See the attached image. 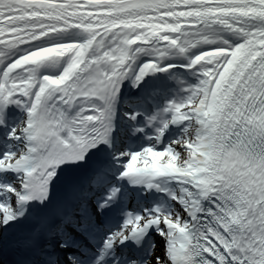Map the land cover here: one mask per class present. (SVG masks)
Masks as SVG:
<instances>
[{"label": "snow or ice", "instance_id": "obj_1", "mask_svg": "<svg viewBox=\"0 0 264 264\" xmlns=\"http://www.w3.org/2000/svg\"><path fill=\"white\" fill-rule=\"evenodd\" d=\"M0 264H264V0H0Z\"/></svg>", "mask_w": 264, "mask_h": 264}]
</instances>
